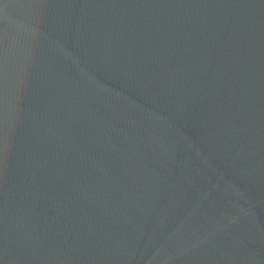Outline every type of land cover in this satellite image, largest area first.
Returning <instances> with one entry per match:
<instances>
[{
	"label": "water",
	"instance_id": "95a60500",
	"mask_svg": "<svg viewBox=\"0 0 264 264\" xmlns=\"http://www.w3.org/2000/svg\"><path fill=\"white\" fill-rule=\"evenodd\" d=\"M0 264H264V0H0Z\"/></svg>",
	"mask_w": 264,
	"mask_h": 264
}]
</instances>
